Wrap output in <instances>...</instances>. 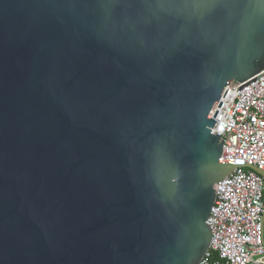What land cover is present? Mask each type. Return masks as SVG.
<instances>
[{"label": "water", "instance_id": "water-1", "mask_svg": "<svg viewBox=\"0 0 264 264\" xmlns=\"http://www.w3.org/2000/svg\"><path fill=\"white\" fill-rule=\"evenodd\" d=\"M261 71L264 0H0V264H197Z\"/></svg>", "mask_w": 264, "mask_h": 264}, {"label": "built area", "instance_id": "built-area-1", "mask_svg": "<svg viewBox=\"0 0 264 264\" xmlns=\"http://www.w3.org/2000/svg\"><path fill=\"white\" fill-rule=\"evenodd\" d=\"M213 121L218 163L233 170L213 187L210 241L197 264H264V72L226 87Z\"/></svg>", "mask_w": 264, "mask_h": 264}]
</instances>
